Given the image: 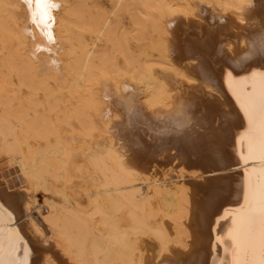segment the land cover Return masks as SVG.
Listing matches in <instances>:
<instances>
[{
  "label": "bare ground",
  "instance_id": "6f19581e",
  "mask_svg": "<svg viewBox=\"0 0 264 264\" xmlns=\"http://www.w3.org/2000/svg\"><path fill=\"white\" fill-rule=\"evenodd\" d=\"M262 95L264 0H0L16 259L264 264Z\"/></svg>",
  "mask_w": 264,
  "mask_h": 264
},
{
  "label": "snow or ice",
  "instance_id": "6c2138e0",
  "mask_svg": "<svg viewBox=\"0 0 264 264\" xmlns=\"http://www.w3.org/2000/svg\"><path fill=\"white\" fill-rule=\"evenodd\" d=\"M28 2L30 3L31 0H28ZM36 4L38 8H41L44 4V0H36ZM55 6L56 5H51V7ZM43 15L46 16L47 13H44ZM261 104L264 106V95L261 97ZM203 150L207 153L209 159H211L217 165L226 160L225 153L214 143L206 144ZM260 160L262 164H264V154L261 155ZM5 218H7V220ZM11 219V214L5 211L3 208H0V264H3V256L5 253H7V255L10 257L7 264H21V262L15 257V253L19 251V235L14 228L8 226V222H10ZM260 223L262 232H264V206L261 207ZM24 255L25 260L23 261V264H28L27 257L30 255V253L25 250Z\"/></svg>",
  "mask_w": 264,
  "mask_h": 264
},
{
  "label": "rangeland",
  "instance_id": "374dc122",
  "mask_svg": "<svg viewBox=\"0 0 264 264\" xmlns=\"http://www.w3.org/2000/svg\"><path fill=\"white\" fill-rule=\"evenodd\" d=\"M201 12H203V13H205V14H207V15L210 14V11H208V10H206V9H202Z\"/></svg>",
  "mask_w": 264,
  "mask_h": 264
}]
</instances>
